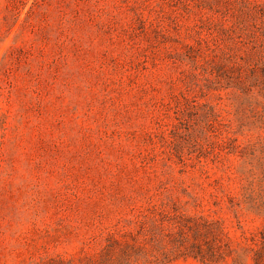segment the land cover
Returning a JSON list of instances; mask_svg holds the SVG:
<instances>
[{"label":"rangeland","instance_id":"1","mask_svg":"<svg viewBox=\"0 0 264 264\" xmlns=\"http://www.w3.org/2000/svg\"><path fill=\"white\" fill-rule=\"evenodd\" d=\"M264 264V0H0V264Z\"/></svg>","mask_w":264,"mask_h":264},{"label":"trees","instance_id":"2","mask_svg":"<svg viewBox=\"0 0 264 264\" xmlns=\"http://www.w3.org/2000/svg\"><path fill=\"white\" fill-rule=\"evenodd\" d=\"M261 257H262L261 252L259 251L255 252V257H254L255 264H258L260 262Z\"/></svg>","mask_w":264,"mask_h":264}]
</instances>
